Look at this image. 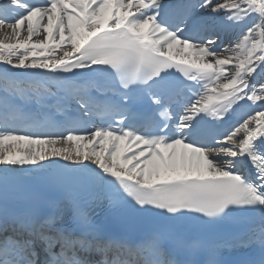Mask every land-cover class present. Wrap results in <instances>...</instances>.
Segmentation results:
<instances>
[{
  "label": "snow or ice",
  "instance_id": "6c2138e0",
  "mask_svg": "<svg viewBox=\"0 0 264 264\" xmlns=\"http://www.w3.org/2000/svg\"><path fill=\"white\" fill-rule=\"evenodd\" d=\"M0 125V264H264V0H0Z\"/></svg>",
  "mask_w": 264,
  "mask_h": 264
},
{
  "label": "bare ground",
  "instance_id": "6f19581e",
  "mask_svg": "<svg viewBox=\"0 0 264 264\" xmlns=\"http://www.w3.org/2000/svg\"><path fill=\"white\" fill-rule=\"evenodd\" d=\"M34 39H35V38H34ZM33 176H35V172L32 173L31 175H28V174L23 175V180H24V182L28 181V180H29L28 178H31V177H33Z\"/></svg>",
  "mask_w": 264,
  "mask_h": 264
}]
</instances>
